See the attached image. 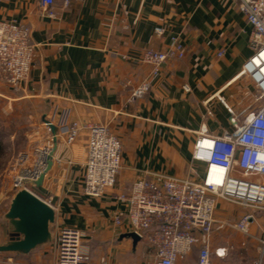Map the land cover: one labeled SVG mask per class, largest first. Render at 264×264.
<instances>
[{
    "label": "crops",
    "instance_id": "obj_1",
    "mask_svg": "<svg viewBox=\"0 0 264 264\" xmlns=\"http://www.w3.org/2000/svg\"><path fill=\"white\" fill-rule=\"evenodd\" d=\"M55 1L57 16L51 19L42 16L39 0H0V20L29 27L38 46L27 82L20 90L0 84V101L18 107L12 115L17 113L35 144L52 137L49 119L60 137L50 171L33 189L55 210L53 241L27 255L0 253V264H54L61 227L84 233L93 264H148L156 254L148 238L136 239L127 222L115 223L128 210L118 197L154 174L188 178L196 170L204 176V164L192 158L197 133L203 127L214 134L233 131L221 100L245 114L255 96L253 82L242 74L253 55L252 27L236 0H70L68 7ZM158 27L165 30L161 37ZM173 37L185 45L186 56L168 61L160 75L152 76L150 66L135 60L146 50H167ZM144 80L150 90L132 102L133 89ZM64 114L69 123L106 125L121 141L117 185L101 198L83 193L88 130L67 146V128L60 126ZM224 203L219 209H226ZM6 212L0 245L10 238ZM211 247L227 253L213 255L212 264H253L256 257L246 247L234 254L215 245L213 236ZM198 252L190 254H196L195 264Z\"/></svg>",
    "mask_w": 264,
    "mask_h": 264
},
{
    "label": "built area",
    "instance_id": "obj_2",
    "mask_svg": "<svg viewBox=\"0 0 264 264\" xmlns=\"http://www.w3.org/2000/svg\"><path fill=\"white\" fill-rule=\"evenodd\" d=\"M139 1L144 3L146 0ZM236 2L252 27L250 46L253 55L242 71L251 79L255 90L249 110L237 114L221 100L232 115L233 131L214 134L203 127L197 133L192 158L194 162L204 164V176L200 177L196 170L188 178L154 174L136 180L128 192L118 197L128 210L125 219L117 216L115 223L127 222L139 237L148 238L156 251L154 260L148 264H177L195 248L199 250L197 264H212L213 255L224 258L227 256L224 248L213 251L211 247L212 234L218 224L228 225L254 239L256 257L253 264H264V229L257 220V213L264 214V0ZM39 3L42 16L56 18L55 0H39ZM62 5L68 7L70 0H64ZM164 33L163 28L155 29L159 37ZM37 47L29 27L0 20V84L20 90L30 77ZM185 56V45L178 37H173L167 50H146L135 60L150 66L152 76H158L168 61L182 60ZM150 87L149 80H144L133 89L131 101L142 98ZM45 125L52 134L53 120H47ZM60 126L67 128V146L75 142L82 130H88L83 193L90 198L103 197L107 189L116 187L122 170L121 141L106 125L69 123L66 114L61 117ZM53 142L52 135L32 153L19 156L14 177L17 191L26 189L35 194V183L47 165L50 153L47 151L53 148ZM221 202L249 212L237 222L225 224L217 219ZM254 225L262 231L261 236L252 233ZM55 244L54 264H93L81 230L59 228Z\"/></svg>",
    "mask_w": 264,
    "mask_h": 264
},
{
    "label": "rangeland",
    "instance_id": "obj_3",
    "mask_svg": "<svg viewBox=\"0 0 264 264\" xmlns=\"http://www.w3.org/2000/svg\"><path fill=\"white\" fill-rule=\"evenodd\" d=\"M244 78L251 81L247 76ZM17 108V106H12L10 109L9 106L0 101V225L3 224L2 216L7 211L11 198L17 192L14 188V177L18 169L16 162L21 154L32 153L34 148L39 145L35 144L28 136V131L22 126V121L16 116L17 113L12 115V109L15 111ZM27 108L28 106L25 107V109ZM23 122H26V120L24 119ZM42 138H44L42 135L38 137L39 140ZM224 204L226 209L217 210V219L225 222V224L237 222L245 213L242 209H237L236 206L226 202ZM257 220L258 224L264 229V214L257 213ZM252 233L258 237L262 235V231L257 225L252 227ZM212 236L215 245L233 250L235 251L234 254L241 253L245 247L250 251V254H253L254 251L256 253V241L247 238L228 225L218 224ZM186 262L185 264H195L196 254L190 255Z\"/></svg>",
    "mask_w": 264,
    "mask_h": 264
},
{
    "label": "water",
    "instance_id": "obj_4",
    "mask_svg": "<svg viewBox=\"0 0 264 264\" xmlns=\"http://www.w3.org/2000/svg\"><path fill=\"white\" fill-rule=\"evenodd\" d=\"M51 132L54 146L43 173L35 183L37 187L42 185L45 174L50 171L57 150V127L51 126ZM4 220L8 222L10 238L0 245V253L27 255L53 241L52 227L56 221L54 208L26 189L18 190L12 197ZM133 237L137 239L138 235L135 233Z\"/></svg>",
    "mask_w": 264,
    "mask_h": 264
},
{
    "label": "bare ground",
    "instance_id": "obj_5",
    "mask_svg": "<svg viewBox=\"0 0 264 264\" xmlns=\"http://www.w3.org/2000/svg\"><path fill=\"white\" fill-rule=\"evenodd\" d=\"M51 152V149L47 151V153ZM50 154V153H49Z\"/></svg>",
    "mask_w": 264,
    "mask_h": 264
}]
</instances>
